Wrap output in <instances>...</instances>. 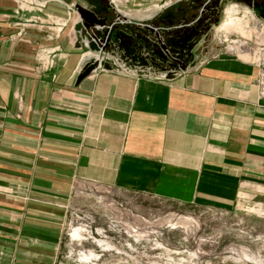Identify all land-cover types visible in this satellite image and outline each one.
I'll list each match as a JSON object with an SVG mask.
<instances>
[{"label":"crops","instance_id":"1","mask_svg":"<svg viewBox=\"0 0 264 264\" xmlns=\"http://www.w3.org/2000/svg\"><path fill=\"white\" fill-rule=\"evenodd\" d=\"M185 2L0 0V264L60 263L80 183L183 205L264 208V35L243 36L239 6L228 5L216 28L236 38L203 64L191 58L179 76L80 78L95 52L75 30L76 4L100 18L111 7L138 25L172 20Z\"/></svg>","mask_w":264,"mask_h":264},{"label":"rangeland","instance_id":"2","mask_svg":"<svg viewBox=\"0 0 264 264\" xmlns=\"http://www.w3.org/2000/svg\"><path fill=\"white\" fill-rule=\"evenodd\" d=\"M188 1L172 8V20L138 25L109 7L105 15L114 19L115 28L105 56L101 54V69L114 72L124 63L159 72L187 68L192 59L208 60L226 47L224 40L236 38L216 30L231 4L249 22L244 37L253 41L264 35V16L241 0H224L217 7L210 0ZM117 33L125 43L114 37ZM185 33L190 39L182 46ZM90 61L88 68L96 69L98 62L94 57ZM68 204L59 264H264V208L259 206L222 210L183 205L90 183L75 185Z\"/></svg>","mask_w":264,"mask_h":264},{"label":"water","instance_id":"3","mask_svg":"<svg viewBox=\"0 0 264 264\" xmlns=\"http://www.w3.org/2000/svg\"><path fill=\"white\" fill-rule=\"evenodd\" d=\"M74 9L79 17V21L75 24V30L84 31L86 39L88 40V48L91 51L98 52L102 48V43L106 46L111 38V31H109L108 26L112 25L114 19H109L107 15L100 18L94 11L80 4H76ZM181 69L185 70L186 68L182 66ZM88 74L89 70L85 69L80 78Z\"/></svg>","mask_w":264,"mask_h":264},{"label":"built area","instance_id":"4","mask_svg":"<svg viewBox=\"0 0 264 264\" xmlns=\"http://www.w3.org/2000/svg\"><path fill=\"white\" fill-rule=\"evenodd\" d=\"M113 26H115V22H113L111 26H108L109 31L112 30ZM87 43H88V40L86 41V45ZM108 44L109 43H107V45L105 46L104 43H102V48L98 52L94 51L95 52V56H94L95 62H98V65H97V68L94 70L92 69V71L103 70L101 69V63L103 61V56L101 54H104L105 56V51H107V47L109 46ZM214 56H211V57H214ZM206 61L207 60L201 61L200 64H203ZM90 63L91 61L89 60L87 63L88 67L90 66ZM120 68H121L120 70H114V72L122 74V75L130 76L133 79L143 78V79L154 80V81H162V80H167L171 77L179 76L183 74L185 70L187 69L186 68L185 70H181V69L174 70V69L166 68V69H163L162 71L155 72L151 70L150 68H146L143 66H126L124 63L120 65ZM169 75H172V76L169 77ZM257 86L261 94L264 96V49H262L259 53V76L257 79Z\"/></svg>","mask_w":264,"mask_h":264},{"label":"trees","instance_id":"5","mask_svg":"<svg viewBox=\"0 0 264 264\" xmlns=\"http://www.w3.org/2000/svg\"><path fill=\"white\" fill-rule=\"evenodd\" d=\"M193 1H196V3H198V4L202 3L201 0H193ZM211 2L213 3V5L215 7V4L218 2V0H211ZM240 2H243V3L248 4L249 6L253 7V9L257 15L264 16L263 13L259 12V6H264V0H241ZM122 36L123 35H121L119 33L114 34V37H117L118 40H121L122 43H125ZM189 36L190 35L187 33L183 34V38H181V41L183 42V44H180V45L185 46V44L190 39ZM86 70H90V68L87 67Z\"/></svg>","mask_w":264,"mask_h":264},{"label":"flooded vegetation","instance_id":"6","mask_svg":"<svg viewBox=\"0 0 264 264\" xmlns=\"http://www.w3.org/2000/svg\"><path fill=\"white\" fill-rule=\"evenodd\" d=\"M259 12L264 14V6H259Z\"/></svg>","mask_w":264,"mask_h":264},{"label":"bare ground","instance_id":"7","mask_svg":"<svg viewBox=\"0 0 264 264\" xmlns=\"http://www.w3.org/2000/svg\"><path fill=\"white\" fill-rule=\"evenodd\" d=\"M230 10H231V9H230ZM226 12H227V13H229V11H228V10H227ZM229 15H230V14H229Z\"/></svg>","mask_w":264,"mask_h":264}]
</instances>
